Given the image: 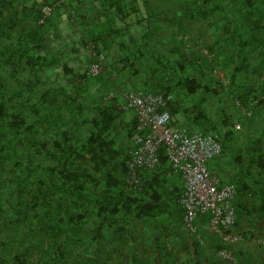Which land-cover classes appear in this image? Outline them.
Instances as JSON below:
<instances>
[{
    "label": "trees",
    "instance_id": "obj_1",
    "mask_svg": "<svg viewBox=\"0 0 264 264\" xmlns=\"http://www.w3.org/2000/svg\"><path fill=\"white\" fill-rule=\"evenodd\" d=\"M118 91L169 96L172 124L216 135L234 228L264 222V0H0V264H159L144 232L182 226L180 177L160 149L128 183Z\"/></svg>",
    "mask_w": 264,
    "mask_h": 264
},
{
    "label": "built area",
    "instance_id": "obj_2",
    "mask_svg": "<svg viewBox=\"0 0 264 264\" xmlns=\"http://www.w3.org/2000/svg\"><path fill=\"white\" fill-rule=\"evenodd\" d=\"M101 68L100 55L90 68L91 75L99 73ZM169 99V96L141 91L123 94L122 108L133 112L137 120L131 137L127 181L134 185L139 180V171L155 169L159 162L158 151L162 149L169 166L180 177L182 192L178 203L182 208L183 229L198 246H202L204 239L197 221L200 216L209 215L206 227L225 247L216 251V258L230 263L233 253L227 246L241 240V235L234 230L235 213L231 205L234 189L230 184L221 185L205 164L219 156L221 143L216 135L199 130L186 132L172 124L167 109ZM235 129H240L237 122Z\"/></svg>",
    "mask_w": 264,
    "mask_h": 264
},
{
    "label": "crops",
    "instance_id": "obj_3",
    "mask_svg": "<svg viewBox=\"0 0 264 264\" xmlns=\"http://www.w3.org/2000/svg\"><path fill=\"white\" fill-rule=\"evenodd\" d=\"M118 95L121 96L119 99L122 101V91H118ZM207 229V227L200 229L204 244L198 246L181 225L167 226L163 230L147 227L144 232L146 237H143L147 240L142 248L143 259L153 261L156 258L159 264H264L263 221L255 220L248 225L242 224L234 228L241 235V240L229 247L233 253V260L230 263L216 258L217 237L216 235L209 237L205 234ZM156 234L160 235L158 236L160 239L161 235L163 237L159 244L154 242ZM156 245L160 246V249Z\"/></svg>",
    "mask_w": 264,
    "mask_h": 264
},
{
    "label": "rangeland",
    "instance_id": "obj_4",
    "mask_svg": "<svg viewBox=\"0 0 264 264\" xmlns=\"http://www.w3.org/2000/svg\"><path fill=\"white\" fill-rule=\"evenodd\" d=\"M157 3V1H153V4H156ZM191 36V35H190ZM218 73V72H217ZM218 76H220L221 78H222V73H218ZM228 105L231 107V105L228 103ZM230 107H229V109H230ZM229 114H230V116H233L234 115V111H232V112H229ZM217 159L216 158H213V159H211V160H209V161H207L205 164H206V166H211V167H215V166H217ZM168 196V195H167ZM169 200H170V198L168 197L167 198V200H166V202L168 203L169 202ZM169 209L170 210H172L173 211V209H174V207L172 206V205H170V207H169ZM177 218H178V216H177V214H173L172 215V217H171V220L168 222V226H177L178 225V223H177ZM167 220V219H166ZM163 226H162V228H161V230H163V228L167 225V223L165 222V220H163ZM162 233L164 234V232L162 231ZM162 235H161V239L160 240H162Z\"/></svg>",
    "mask_w": 264,
    "mask_h": 264
}]
</instances>
